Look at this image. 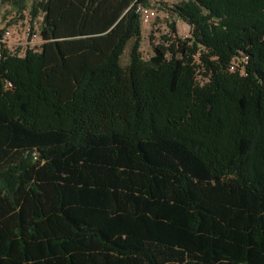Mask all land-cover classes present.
<instances>
[{
    "label": "trees",
    "instance_id": "trees-1",
    "mask_svg": "<svg viewBox=\"0 0 264 264\" xmlns=\"http://www.w3.org/2000/svg\"><path fill=\"white\" fill-rule=\"evenodd\" d=\"M3 1L42 43L0 60V264H264V0L148 59L134 0Z\"/></svg>",
    "mask_w": 264,
    "mask_h": 264
},
{
    "label": "rangeland",
    "instance_id": "rangeland-1",
    "mask_svg": "<svg viewBox=\"0 0 264 264\" xmlns=\"http://www.w3.org/2000/svg\"><path fill=\"white\" fill-rule=\"evenodd\" d=\"M184 0H150L149 4L156 10V16L148 22H140L142 35L140 42V52L143 59H148L152 54L153 45L163 42L167 43L179 41V34L190 37L189 27L170 9L172 6ZM28 10L18 12L11 2L0 0V30L8 28L12 32L13 39H20L23 31L31 25ZM41 16H37L32 21V26L36 30L40 29ZM150 37L152 39L150 40ZM18 50H23L19 48ZM129 45L125 47L120 56V63L126 64L128 61ZM197 59V58H195Z\"/></svg>",
    "mask_w": 264,
    "mask_h": 264
},
{
    "label": "built area",
    "instance_id": "built-area-1",
    "mask_svg": "<svg viewBox=\"0 0 264 264\" xmlns=\"http://www.w3.org/2000/svg\"><path fill=\"white\" fill-rule=\"evenodd\" d=\"M150 0H134L132 6L139 17L140 22H148L156 16V10L149 4ZM188 36L180 35L179 39L185 41ZM42 43L40 31L36 30L32 25L28 26L20 39H13L12 32L8 28H3L0 31V60L5 55H13L23 52L25 49L38 50ZM19 48L23 50H18ZM199 53L194 55L198 58ZM231 70H234V65H231ZM242 71V70H241ZM10 83L6 82L5 86L10 87Z\"/></svg>",
    "mask_w": 264,
    "mask_h": 264
},
{
    "label": "crops",
    "instance_id": "crops-1",
    "mask_svg": "<svg viewBox=\"0 0 264 264\" xmlns=\"http://www.w3.org/2000/svg\"><path fill=\"white\" fill-rule=\"evenodd\" d=\"M141 35H142V27H141Z\"/></svg>",
    "mask_w": 264,
    "mask_h": 264
}]
</instances>
